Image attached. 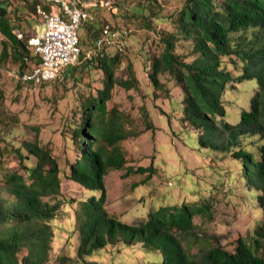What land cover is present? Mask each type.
<instances>
[{"label": "trees", "instance_id": "16d2710c", "mask_svg": "<svg viewBox=\"0 0 264 264\" xmlns=\"http://www.w3.org/2000/svg\"><path fill=\"white\" fill-rule=\"evenodd\" d=\"M103 1L99 3L103 5ZM185 1L175 14L177 34L163 32V51L160 57L151 58L150 81L159 89V75L169 72L173 76L185 95L183 121L193 127L198 145L241 161L246 181L262 193L258 200L264 208V0ZM32 3L29 9L35 13ZM12 7L11 0H0V34L4 37L0 66L10 60L18 67L17 73L23 75L40 60L27 48V40L35 30L24 31L23 40L14 34L21 27ZM11 17L17 25H12ZM96 30L94 39L99 35ZM80 41L82 49L87 40L80 37ZM182 41L190 43L189 54L176 53ZM103 51L104 56L95 60L85 59L86 52L82 51L78 61L85 60L84 71L97 61L96 67L104 76L98 95L82 105L84 120L74 131V136L83 138L82 151L73 164H68L66 172L69 180L99 194L81 201L74 213L76 257L57 254L52 259L56 236L51 223L58 220L62 206L57 200L62 191V169L39 143H27L25 149L38 163L24 166V175L6 174L0 181V264H87L86 259L94 252L118 244H141L161 253L163 264H264V223L256 226L249 241L238 239L232 252L218 245L203 250L199 259L191 253L194 219L211 216L208 201L164 206L139 224L123 223L108 212L105 177L110 170L124 169L127 161L120 146L126 137L122 128L110 122L109 113L114 111H107V103L115 86L131 90L137 81L131 66L130 79L118 81L115 70L122 54L110 56L106 48ZM226 59L229 65L237 66L235 70L241 66L235 78L226 68ZM77 70L73 66V71H65L64 76H73ZM244 81L258 88L253 90L249 108L241 110L239 121L231 124L228 120L232 113L223 98L232 91L229 84L239 86ZM254 140L262 143L258 151L253 149ZM2 150L0 145V156ZM17 158L20 163L25 159L22 154ZM145 172L150 178L155 169L129 168L125 175Z\"/></svg>", "mask_w": 264, "mask_h": 264}, {"label": "rangeland", "instance_id": "374dc122", "mask_svg": "<svg viewBox=\"0 0 264 264\" xmlns=\"http://www.w3.org/2000/svg\"><path fill=\"white\" fill-rule=\"evenodd\" d=\"M21 1L11 0V10L17 11L16 16H19L21 28L17 29L23 33L36 30L40 20L29 9L28 4L32 0H26L25 6ZM97 1L88 0V4ZM110 1L109 7L98 3L100 7L97 4L98 8L92 10L96 20L90 28V25H85L79 32V37L87 40L82 45V51L86 52L100 36L102 23H108L119 31L131 30L125 51L106 48L110 56L117 52L122 54L115 70L116 79H130L131 66L137 81L131 90L115 86L112 99L107 103V111H114L109 113L112 115L110 122L122 128L126 137L120 146L127 161L124 169L110 170L105 177L107 210L123 223L139 224L161 207L208 201L212 207L211 216H196L194 219L196 228L190 237L191 253L199 259L203 250L218 245L232 252L238 239L249 241L256 226L264 223V208L258 200L262 193L246 181L241 161L198 145L193 127L183 121L185 95L173 76L169 72L159 75L162 84L159 89L150 81L151 58L160 57L164 48L162 33L177 34L175 14L186 1ZM11 18L12 25H17L14 17ZM96 29L99 35L94 39ZM43 30L41 25L37 28L39 33ZM88 33L90 39H87ZM3 40L0 34V53ZM147 40L151 47L145 52L142 47ZM189 47V42H179L176 53L185 55ZM103 56L104 51L95 59ZM8 62L0 66V145L3 148L0 181L6 174L24 175V166L38 163L25 149L27 143H39L57 160L62 169V191L57 200L62 206L58 220L51 223L56 236L52 259L57 254L75 259L78 235L73 231L74 213L81 201L99 194L69 180L66 172L68 164H73L82 151V136H74L75 129L84 120L82 105L103 88L104 74L96 67L97 61L92 63L91 69L84 71V60L66 68L54 81L34 85L18 81L13 76L18 67L10 60ZM229 63L226 59V68L235 78L241 66L235 70L237 66ZM73 66L77 67V72L65 77V71L72 72ZM234 85V82L228 85L232 91L223 98L232 113L228 120L231 124L239 121L241 110L249 108L253 90L258 88L251 81ZM254 141L253 149L258 151L262 143ZM18 154L25 158L22 163L17 158ZM150 166L155 169L150 178H147L148 172L125 175L129 168ZM163 260L161 253L147 250L141 244L108 246L86 259L87 264H163Z\"/></svg>", "mask_w": 264, "mask_h": 264}, {"label": "built area", "instance_id": "2783aa9c", "mask_svg": "<svg viewBox=\"0 0 264 264\" xmlns=\"http://www.w3.org/2000/svg\"><path fill=\"white\" fill-rule=\"evenodd\" d=\"M21 4L25 6L27 1L22 0ZM111 4L110 0L103 1V7ZM34 8L40 24L36 26L35 34L27 40V48L40 62L23 75L13 73V76L18 81L40 85L54 81L66 68L77 64L82 54L79 32L96 20L92 10L98 6L96 2L88 4V0H35ZM55 9H59V12ZM40 25L44 28L41 33L37 32ZM130 33L129 29L119 31L103 23L100 36L86 53V59H95L105 48L125 51ZM14 34L18 39H24L19 29ZM150 47V41H147L143 50L147 52Z\"/></svg>", "mask_w": 264, "mask_h": 264}, {"label": "crops", "instance_id": "0c3cea01", "mask_svg": "<svg viewBox=\"0 0 264 264\" xmlns=\"http://www.w3.org/2000/svg\"><path fill=\"white\" fill-rule=\"evenodd\" d=\"M98 2H99V0H98ZM55 11H56V12H59V9H58V10H57V9H55ZM91 26H92V25H90V26H89V28H90ZM93 41H94V40H93ZM92 43H93V42H92Z\"/></svg>", "mask_w": 264, "mask_h": 264}, {"label": "bare ground", "instance_id": "6f19581e", "mask_svg": "<svg viewBox=\"0 0 264 264\" xmlns=\"http://www.w3.org/2000/svg\"><path fill=\"white\" fill-rule=\"evenodd\" d=\"M112 2V1H111ZM99 2L97 1V4H98ZM98 6V5H97ZM103 24V23H102Z\"/></svg>", "mask_w": 264, "mask_h": 264}]
</instances>
